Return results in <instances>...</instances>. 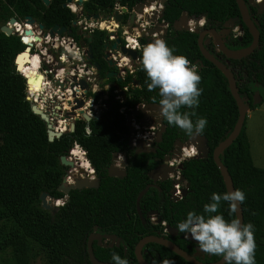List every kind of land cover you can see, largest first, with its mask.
I'll return each instance as SVG.
<instances>
[{
    "label": "trees",
    "instance_id": "16d2710c",
    "mask_svg": "<svg viewBox=\"0 0 264 264\" xmlns=\"http://www.w3.org/2000/svg\"><path fill=\"white\" fill-rule=\"evenodd\" d=\"M140 1L82 0L80 5L82 13H97L107 17L112 14L115 6H125L129 10ZM244 2L258 31L257 47L238 59L226 58L214 48L209 39L204 42V47L229 68L239 96L245 107L251 110L260 104L251 102L254 90H258L261 101L264 99V8L258 11L255 4L247 0ZM64 3L66 0H49L47 5L40 0H0V25L5 24L10 17L19 21L30 16L45 29L54 24L64 26L77 39L78 35L72 26L77 16ZM182 11L190 19L203 17L201 28L212 27L216 31L226 19L237 16L236 23L241 27V34L239 37L223 36L224 45L228 49H238L246 47L251 41L250 34L240 20L235 0L165 1L161 11V19L167 23L163 40L174 49V55L185 56L191 64L201 63L196 69L201 77L199 105L194 109L182 107L181 111H194L196 115L191 117L193 122L198 118L207 120L200 134L205 138L207 153L204 157H191L180 162L179 173L186 183L185 193L180 199L169 198L167 191L171 187L170 181L159 182V189L147 188L138 201L143 223L135 208L138 191L151 182L148 173L161 163L164 155L172 151L174 142H184L189 136L160 118L164 130L159 140L151 143L153 151L135 153L130 147L126 115L137 103L159 105L161 99L158 89L148 90L147 76L140 63L134 65L132 73L125 72L120 80L110 78L116 86L110 85L104 100L106 107L98 117H91L88 121L76 120L72 131L63 132L48 141L46 125L30 110V101L25 98L24 80L15 68L14 57L24 45L17 35H5L0 31V253L8 252L11 264H32L37 258L41 264H92L86 251V239L92 226H96V232L101 235L114 236L110 245H97L96 240H92L93 256L99 261L115 263L112 260L115 253L126 258L129 264H137L133 247L144 235L163 236L192 254V245L196 241L186 238L187 233L179 232L177 225L186 219L189 211L204 214L203 206L211 202L213 193H226L211 152L231 131L237 118V107L224 75L201 55L196 43L197 32L185 27H172V22ZM158 16L159 13L150 10L152 24H159ZM127 18L128 14H123L121 22L125 23ZM191 23L189 21L188 25ZM105 35V31L95 30L88 42L91 58L87 62L100 65L97 71L99 78L104 76L107 69L103 67L101 58ZM26 40L24 37V42ZM138 40L141 44L136 52L139 60L142 46L150 41L143 35ZM24 74L27 76L26 88L31 91L38 89L40 76ZM114 89L123 92L121 100L114 98ZM139 117L140 113L137 115ZM244 122L236 137L219 153L218 158L226 168L234 190L240 189L245 193L246 199L240 204L241 223L250 222L254 225L257 244L255 260L256 264H262L264 168L252 162ZM85 126L89 129L88 133L84 130ZM73 143L84 151V157L97 179V186L70 189L65 200L54 207L53 211L43 209L38 199L40 192L44 191L52 198L63 196L57 186L68 166L60 164L59 156H66ZM187 146L192 150L197 147L192 143H187ZM113 152L126 156L123 175L113 176L107 172ZM93 172L88 177H92ZM67 182L72 183V180L68 178ZM58 203L59 200L55 202ZM151 211L155 212L158 222L149 218L148 213ZM214 214L223 215L227 221L235 219L228 202L224 201ZM162 222L177 230L174 238L163 231ZM116 239L118 245L114 243ZM186 244L190 245V249L185 248ZM141 255L147 264H162L165 259L173 264H192L153 242L141 247ZM219 257L205 255L203 261H215Z\"/></svg>",
    "mask_w": 264,
    "mask_h": 264
},
{
    "label": "water",
    "instance_id": "95a60500",
    "mask_svg": "<svg viewBox=\"0 0 264 264\" xmlns=\"http://www.w3.org/2000/svg\"><path fill=\"white\" fill-rule=\"evenodd\" d=\"M40 1L44 5H47L49 2V0H40ZM71 1L72 0H66L67 3L71 2ZM81 1L82 0H78L77 3H80ZM149 1H152V0H145L144 3H148ZM248 2L251 4H254L253 0H248ZM235 3L237 5L240 20L244 24L248 33L251 36V41L246 47H242V48H238V49H228L224 45L223 40L220 38V35H219V33H221L223 36L227 35L228 27L234 25L237 21L236 16H234L233 18L226 19L223 22L222 28L219 31H216L214 28H203L201 30H194L195 32H197L196 43H197V46H198V49H199L201 55L203 56V58L210 61L224 75V77L227 81V86H228L229 92H230L231 96L233 97L235 104H236V107H237V118H236V121H235L231 131L228 133V135L223 140H221L212 149V152H211L212 160H213L214 164L216 165V167H217V169H218V171L222 177L226 192H232V191H234V188L232 186L231 178H230L226 168L220 162L218 156H219V153L226 146H228L231 143V141L238 134L240 128L243 125L247 108L245 107L243 100L241 99V97L239 96V94L237 92L233 74L231 73L229 68L224 63H222L219 59H217L214 55H212L211 53H209L205 49L203 39L205 36L210 38L211 43L214 46V48L217 51H219L222 55H224L226 58H230V59H238V58L244 57V56L248 55L249 53H251L257 47V45H258V31H257V28L255 27V25L253 24V22L251 21V18L249 16L245 2H244V0H235ZM256 6L259 8V10L263 9L264 8V0H262L260 3L256 4ZM142 7H143V3H141V2L133 5L131 11L129 12L128 20H127V30L128 31L130 30V28L133 24L135 13L141 12ZM124 11H125V8L122 7L121 12H124ZM99 17L102 18L103 20L109 18V16H107V17L99 16L97 13L87 15V18H99ZM112 18L114 21L118 22L121 19V13L114 11L112 14ZM25 19L28 22H32V19L30 16H25ZM189 19L190 18L188 17L187 13L185 11H182L180 13L179 17L172 22V27L174 29H179L182 27L187 28ZM15 20L16 19L14 17H10L7 20V23L12 24ZM162 25H164V22L160 23L159 29L162 30L163 34H165L166 28H162ZM39 28H41V25H39ZM0 31L3 32L5 35L13 34L12 30L9 28V26L7 24L0 25ZM63 31H65L64 26H58L57 24H54L53 26L50 27V29L48 30V33H49V35H52L53 33L60 34ZM148 31L153 32L152 29H149ZM28 32H29V30H25V33H28ZM33 38L35 40L39 39L37 36H34ZM89 39H90V34L88 33L87 41H89ZM21 40L24 41V37H21ZM79 40L82 41L83 46L84 45L86 46L87 58H90L91 57L90 46L88 44H85V40H83L82 37H79ZM118 42H119V40L115 39L113 41V43L111 44V47L115 48L116 44ZM119 50L122 54L129 56L132 60L136 59V51L135 50L130 49V48H126L124 46H119ZM107 63L112 64L111 60H107ZM198 65L201 66V63L199 62ZM94 66L96 69L99 68V66L97 64H94ZM114 74H115L114 72H107L105 75V78L107 76H111ZM71 79H72V82H74V83L70 84V88L72 87V84H75V83H77L79 85V88L83 89V91L87 88V83L85 82V80H83V79H77L76 80L75 77H71ZM116 80H119V78L116 77ZM119 94L122 95L123 92L120 90ZM261 99L262 98H261L258 90H254L252 93V100H251L252 104L260 103ZM74 102H75V105L71 106L70 107L71 109L81 106L82 99H75ZM30 110L34 114L38 115L39 118L44 121V123L46 125V137H47L48 141H51L53 138H57L58 136H60L61 132L53 130V127H52L50 121L47 119V116L45 115V113H43L37 107L36 104L30 102ZM145 111H147V112L157 111L158 112L159 111V105L155 104V103H137L135 105V107L130 110V113L128 115H126V117H125V124L128 126L129 131H131V126H130V122H129L130 116L131 115L136 116V115H138V113H143ZM79 113L81 115V118L84 121H88L91 118V116L87 115L82 110H80ZM98 115L99 114H96L93 117H98ZM139 121L142 122L141 119ZM72 127H73L72 124L69 125L68 130L72 131V129H73ZM163 130H164V125L162 123H160V118H159L158 129L155 132V137L153 140L154 142H157L159 140L160 134ZM199 136L202 139V142H201L200 147L197 146L198 153L196 154V158L204 157L207 153V147L205 145V138L202 135H196V137H199ZM193 137H189L187 140H185V142H189ZM182 143L183 142L178 141V140H176L174 142L173 148H174L175 153H178L179 147L182 145ZM133 149H134L135 153L144 152V151H153V146H151V147L146 146L144 141L140 139L135 143V147ZM117 158H118V153L113 152L111 155L112 163L107 168V172L113 176H119V175H123L125 173V170L123 168L117 167L113 164V161H115ZM167 158H168V156H164V159H167ZM59 162H60V164L66 165V166H71L73 164V162L71 160L66 159V157L63 155L59 156ZM177 167L180 168V164ZM168 171H172V167L166 166L164 162H162L159 166H157L154 169V172H156V174L158 172L161 174V177H160L161 180L166 178V174ZM148 176L152 180H157V177L153 174V172H149ZM179 178L183 179L182 175H180ZM64 183H65V179H64V177H62L61 182L57 186V190L62 192L63 194H67L70 189L96 187L97 186V179L94 177V174H93L92 179H88L85 177V178H82L80 180L74 181L73 183H69L66 185ZM149 186H153V184L145 185L140 191H138L136 198H135L136 212H137V215H138V217L142 223L144 221V218L139 211L138 201H139L141 195L147 190V188ZM185 190H186V188L184 187L182 189V195L185 193ZM38 199L40 201V206L43 209H50L51 208L50 202L58 201L57 199H53L51 196H49L44 191L39 193ZM173 200H176V198L173 197ZM148 214L154 215L155 212L151 211ZM234 216H235V219H239L242 222L240 204H238L237 208L235 209ZM155 221L158 222L159 219H156ZM165 229H166V232L169 236H173L176 232L175 228H170L169 226H165ZM95 231H96V226H92V231L88 234L87 239H86V251H87L89 261L92 264H115V263L106 262V261H99V260L94 258L93 252H92V245H91L92 240L96 239L97 244L100 245L101 238L105 237V235H101L99 233H94ZM108 238L111 240V243H112L114 240V236L111 235V236H108ZM148 242H153V243H157L159 245H162V246L168 248L169 250H171L172 252H174L175 254L179 255L184 260L191 262L192 264H223L224 263V260L222 257H219L215 261H211V262L200 261V260L196 259L193 255L188 254L185 250H183L182 248H180L176 244L172 243L168 238H165L163 236H157V235H144L137 240V242L135 243V245L133 247V253H134V257L137 261V264H147L141 255V247L145 243H148ZM114 243H115V245H118V239H116ZM262 264H264V262Z\"/></svg>",
    "mask_w": 264,
    "mask_h": 264
},
{
    "label": "clouds",
    "instance_id": "9594fccd",
    "mask_svg": "<svg viewBox=\"0 0 264 264\" xmlns=\"http://www.w3.org/2000/svg\"><path fill=\"white\" fill-rule=\"evenodd\" d=\"M204 21H201L203 24ZM163 39H155L141 48L139 63L147 76L149 91L158 89L159 118L167 121L169 125L176 126L187 136L193 137L203 133L207 120L198 118L193 122L191 117L196 113L181 111L182 107L194 109L199 105V96L202 89L201 81L196 67L183 55H174ZM195 153H189L194 155ZM246 199L245 193L236 189L223 194L213 193L211 202L203 206L204 214L189 211L186 219L178 223L179 232L190 234L201 251L220 256L224 264H256L255 254L257 244L255 241V228L252 223L242 224L239 219L225 220L218 212L222 201L228 202L232 212L238 204ZM115 264H129L126 258L113 253ZM162 264H173L165 259Z\"/></svg>",
    "mask_w": 264,
    "mask_h": 264
},
{
    "label": "built area",
    "instance_id": "2783aa9c",
    "mask_svg": "<svg viewBox=\"0 0 264 264\" xmlns=\"http://www.w3.org/2000/svg\"><path fill=\"white\" fill-rule=\"evenodd\" d=\"M253 1L258 4L261 0ZM65 6L70 8V10L74 12L73 6L70 3H65ZM114 8L118 7L115 6ZM156 9L158 10V8ZM139 16V14H135V23L139 18H141ZM189 21H191V19ZM20 22L21 21L15 20L12 24H9L7 22H5V24H7L8 26H12L11 30L14 32V34H17V36H20L21 38L23 37L21 35L24 30V26L29 27V25L27 24V22H23L22 24ZM138 25L140 29L144 31L143 22H140ZM163 28H165V26H163ZM187 28L189 30H192L189 25L187 26ZM40 32V30H33L30 33V35H32L33 37L37 36L39 38L38 40H33L34 38L29 37V40L32 39L31 43H33L35 46V49H33L30 54L36 55L47 65V70L41 71L42 80L40 81L38 89H34L33 91H31L26 88L27 76L24 74V71L22 69L18 68L16 61L17 56L21 54V52L16 53L14 57V64L19 75L24 80L25 98L31 103L36 104L37 107L43 113H45L47 119L50 121L53 127V130L60 131L61 133H63L69 131V125L64 124L63 126H61L59 124L60 121H72L74 123V121L82 119L81 115L79 114V109H81L87 115L93 117L96 114H100L101 111L105 109L106 102H94L93 97L90 94L86 95V92H95L96 84L91 82V79L89 78L90 76L88 75L89 71H85L83 73L80 69H75V67L73 66L72 58L77 48L74 46V44H72L73 42L70 36L56 33L49 35L48 32H46V34ZM235 32L238 31L235 30ZM124 33V45L133 50L139 49L141 44L138 38L141 36V33L138 30V27L131 26L129 31L126 28ZM160 33V37L161 39H163L164 34L162 33V31ZM149 34L153 36L152 32ZM125 59L127 62L133 61L135 62V64L139 63V60L137 58L132 60L129 56H126ZM132 70L133 69L129 67L127 72L132 73ZM124 73L125 71H122V76L124 75ZM71 77H75L76 80L83 79L88 84H91V86L83 91V89H80L79 85L75 83L74 86L70 88L67 85L70 83ZM125 88L126 87H123V89ZM114 91L116 93L114 98L121 100L122 95L119 94L120 89L118 91L117 89H114ZM75 99H82V104L79 107L71 109L70 107L75 105ZM119 111H122V109H120ZM146 113L147 112H143L141 118L139 119H137L133 115L130 116L129 122L131 126V131H129V145L131 148H134L135 143L140 139L144 141L146 146H148L154 140L155 131L151 129L152 131L148 132L147 127L142 126V124L145 122V119L148 118L147 116H145ZM157 118L159 119V117ZM140 119L142 122L139 121ZM140 127L141 129H143V131H140ZM84 130L86 133L89 132L87 126L84 127ZM187 143L188 142L185 141L182 143V145L179 147L178 153H175L174 148L172 149L173 155L171 159L167 162L169 166H178L181 161L191 157H196V153L194 155H189V153H192V148L187 147ZM74 148H77L79 151L82 152V154H84V151L76 143H73L72 147L67 152L68 157L71 158V156H73L72 151ZM177 166L175 167V171L178 174L175 175L173 170L170 173V176H172L175 181L173 182L172 187L169 191V197L172 199L173 197H175L176 200L181 198L183 189V186L180 185V183L177 181L180 176L179 168ZM162 224L164 226L163 231L166 232V225L164 222H162ZM185 237L188 239L191 238L190 234H187Z\"/></svg>",
    "mask_w": 264,
    "mask_h": 264
},
{
    "label": "flooded vegetation",
    "instance_id": "af4514ba",
    "mask_svg": "<svg viewBox=\"0 0 264 264\" xmlns=\"http://www.w3.org/2000/svg\"><path fill=\"white\" fill-rule=\"evenodd\" d=\"M72 1H74V3H76V0H72ZM165 1L166 0H152V1H149L148 3H144L145 2V0H142V1H140L141 3H143V7H142V9L144 8V6L145 5H147V4H149V3H152V5L153 6H155L156 8H158V10H157V13H159V16H158V22H159V24L160 23H162V22H164V25H162V28H163V26H165V28H166V25H167V23L165 22V21H163L162 19H161V11H162V9H163V5H164V3H165ZM262 1V0H261ZM260 1V2H261ZM140 2H138V3H140ZM247 2H248V0H247ZM254 2V1H253ZM259 2V3H260ZM67 3V2H66ZM68 3H70V2H68ZM249 3V2H248ZM80 4H81V2H80ZM251 4V3H250ZM254 4L256 5V3L254 2ZM253 4V5H254ZM245 5H246V3H245ZM64 6H65V3H64ZM118 8H114V10H113V12L114 11H117V12H119V13H121V19H122V15L123 14H125V13H127L128 15H129V12L131 11V9H127L125 6H117ZM122 7H124L125 8V11L124 12H121V8ZM146 7V6H145ZM68 8V7H67ZM69 10H70V8H68ZM142 9H141V12H137V13H135V14H139L140 16L139 17H141V19H142V21L141 22H143L144 21V15H143V13H142ZM73 10H74V12L72 11V10H70L71 12H73V13H75L76 14V12H77V9H75V7H73ZM248 10V9H247ZM78 11L82 14V15H84V19H77L76 18V20H74L73 22H72V26L74 27V30H75V33L78 35V38L77 39H75L72 35H70L69 34V30L68 29H66V27H65V31H63V32H61L60 34H64V35H68V36H70V38L72 39V44H74V46L77 48V50L74 52V55H73V66L75 67V69H80L83 73L85 72V71H89V73H88V75L90 76L89 78L91 79V82L92 83H94L95 84V82L96 81H99L100 83H109L108 84V86H110V85H114V86H116V84H115V82L112 80V79H110V78H114L115 80H116V77H118L119 78V80L123 77L122 76V71L123 70H120V68H122L123 66H126L127 67V65H128V62L126 61V59H125V57L127 56V55H125V54H122L121 52H120V50H119V46H124V47H126L124 44H125V40H124V37H125V33H124V31L126 30V28H127V21L125 22V23H122L121 22V19L117 22V21H114L113 20V18H112V14H113V12H112V14L111 15H109V18H107V19H105V20H103L102 18V20L103 21H105L106 22V24L108 25V27H106L107 25H101L100 24V20H98V18H87V15L88 14H90V13H88V14H85V13H82V11H81V5L78 7ZM258 11H260L259 9H258ZM99 15V14H98ZM99 16H101V15H99ZM103 17V16H102ZM237 17V16H236ZM100 18V17H99ZM233 18V17H232ZM32 19V22H34L35 24H36V29L37 30H40L41 32L40 33H42V31H43V34H46V32H48V30L50 29V28H48V29H45V28H43V26H42V24H40V23H38L37 21H35V19H33V18H31ZM197 19H199L198 20V24H199V28H200V30L201 29H203V28H201L202 27V25L203 24H201V21H204V18L203 17H199V18H197ZM23 20H26L25 19V17L22 19V20H19V21H23ZM127 20H128V18H127ZM190 20V19H189ZM193 20H196V19H193ZM135 21V16H134V20H133V24L135 23L134 22ZM109 22V23H108ZM112 23V24H111ZM110 24V25H109ZM132 24V25H133ZM223 24V23H222ZM34 25V24H33ZM39 25H41V28H39ZM235 26L233 27V28H230V26L228 27V33H227V36H230V37H239L240 36V34H241V27H240V25L239 24H237V23H235L234 24ZM236 25H237V27H236ZM32 27H34V26H29V27H26V26H24V30H23V32H22V35L21 36H23V37H32V35H30V33L33 31L32 30ZM34 27V28H35ZM112 27V28H111ZM118 28H120V30L118 29ZM156 28V27H155ZM209 28H212V27H209ZM221 28H222V26H221ZM220 28V29H221ZM236 28V29H235ZM29 30V32L28 33H25V30ZM36 29H34V30H36ZM219 29V30H220ZM95 30H102V31H105V33H106V35H105V41H104V43H103V53H102V56H101V58H102V61L104 62V65H103V67L104 68H107L106 69V72H105V74H104V76L102 77V78H99L98 77V74H97V71H99V69H100V65H98L97 63H95V62H93V63H88L87 62V60H89L90 58H87V49H86V46L84 45H82V41H80L79 40V37H82V39L83 40H85V44H88L89 45V41H90V39H89V41H87V35H88V33L90 34V38H91V34H92V32L93 31H95ZM218 30V31H219ZM235 30H237L238 32L236 33V34H231V32H235ZM154 31H156V30H154ZM13 32V31H12ZM151 33V32H150ZM14 34V33H13ZM225 36V35H224ZM19 38H20V36H18ZM205 37H207V36H205ZM27 39V38H26ZM115 39H118L119 40V42L116 44V47L115 48H112L111 47V44L113 43V41L115 40ZM160 39H161V37H160ZM20 40H21V38H20ZM31 40L32 39H30L29 41H27V42H29V43H27V42H24V41H22L21 40V42H22V44L24 45L23 46V48L21 49V51H19V52H23V51H27L28 53H31L32 51H33V49H35V46H34V44L33 43H31ZM209 40H210V38H209ZM208 41V40H207ZM90 46V45H89ZM126 48H128V47H126ZM138 50V49H137ZM137 50H135L136 52H137ZM90 51H91V48H90ZM136 58H137V56H136ZM107 60H111V62H112V64H108L107 63ZM198 63L199 62H195V63H193L192 65H194L195 67H196V69L198 68V67H200L199 65H198ZM94 64H97L98 66H99V68L98 69H96L95 68V66H94ZM88 67H87V66ZM44 67H47V65H45ZM107 72H114L115 74L114 75H111V76H107L106 78H105V75H106V73ZM87 74V73H86ZM76 79V78H75ZM117 81V80H116ZM86 82V81H85ZM71 83H74V82H72V79L70 80V83L67 85V86H69L70 87V84ZM87 83V82H86ZM72 86H74V84H72ZM91 86V84H88L87 83V88L88 87H90ZM86 88V89H87ZM85 89V90H86ZM81 109H79V111H80ZM80 114V113H79ZM141 116H142V113H140V117L139 118H141ZM136 118H137V115L135 116ZM139 118H137V119H139ZM154 118V117H153ZM145 123V122H144ZM148 128V127H147ZM157 129H158V127H157ZM153 142V141H152ZM151 142V143H152ZM151 143L148 145V147H151L152 145H151ZM145 152V151H144ZM172 151L169 153V154H166V155H164V156H168V158L167 159H164V157H163V159H162V161H161V163L162 162H164L165 163V165L166 166H169L168 164H167V162L171 159V157H172ZM118 158H121V168H123L124 169V163H125V159H126V156L123 154V153H119L118 154ZM161 163H159L157 166H159ZM120 164V163H119ZM174 165V164H173ZM156 166V167H157ZM155 167V168H156ZM172 167V166H171ZM91 168V167H90ZM154 168V169H155ZM172 168H175V166L174 167H172ZM92 169V168H91ZM154 169H152L150 172H153V174L157 177V180H152L149 176V178H150V180H151V182L149 183V184H153V186H149V187H154V188H157V189H159V186H158V183L159 182H161V181H170L171 182V187H172V184H173V182L175 181V179L172 177V176H170V173H171V171H168L167 172V174H166V178L165 179H163V180H161L160 179V177H161V174L158 172L157 174H156V172H154ZM86 171V170H85ZM92 172H93V170H92ZM86 174V173H85ZM93 174H94V172H93ZM63 177H64V179H65V182H67V180H68V178H69V176H67L66 175V173L63 175ZM87 177H88V174H87ZM86 177V178H87ZM94 177H95V175H94ZM85 178V177H84ZM89 178H91V177H88V179ZM92 178H93V175H92ZM91 178V179H92ZM80 179H82V178H80ZM79 179V180H80ZM69 184V183H68ZM148 185V184H147ZM171 187L168 189V191H167V194H168V196H169V191H170V189H171ZM66 195L67 194H63V196L61 197V198H53V199H57V200H59V199H62L60 202L62 203L64 200H65V198H66ZM170 198V197H169ZM170 199H172V198H170ZM173 200V199H172ZM56 202V201H55ZM149 215V214H148ZM149 216H151V215H149ZM152 216H154V215H152ZM155 217V216H154ZM156 220V219H155ZM94 233H99V232H94ZM100 234V233H99ZM176 234H177V230H176V232H175V234L173 235V236H170V237H172V238H174L175 236H176ZM94 240H96V239H94ZM102 240H103V238H101V240H100V245H104V244H106V243H108V245L110 244V242H103L102 243ZM110 240V239H109ZM111 241V240H110ZM96 243H97V240H96ZM195 244L194 245H192V254L191 255H193L196 259H198V260H200V261H203V259L205 258V255L207 256V257H209L210 256V254H206V253H204V252H202L201 251V249H200V247H199V245H198V243L197 242H194ZM98 245V244H97ZM185 248L186 249H190V245L189 244H186L185 245ZM204 262V261H203ZM208 262H211V261H208Z\"/></svg>",
    "mask_w": 264,
    "mask_h": 264
},
{
    "label": "rangeland",
    "instance_id": "374dc122",
    "mask_svg": "<svg viewBox=\"0 0 264 264\" xmlns=\"http://www.w3.org/2000/svg\"><path fill=\"white\" fill-rule=\"evenodd\" d=\"M77 2H78V0L76 1V3H74V1H71L70 4L73 7H75V9H77V12H76L77 19H84V15H82L78 11V7L80 6V3H77ZM150 10L157 12L156 7L153 6V5L148 7V12H142L143 15H144V21H143L144 31H142V29H140V27L138 25L142 21L141 18H139L137 20V22L134 23L132 26L133 27H138V30L140 31L141 35L145 36L147 40L154 41L155 39H157L158 37L161 36L160 32L162 30L154 31L155 33L158 34L157 36H156V34H155V36H152V35L149 34L150 32H148V30L150 28H155L157 25H159V24H152L150 22ZM98 20L103 21L101 18H98ZM198 20L199 19H196V20L191 19L192 23L189 25V27L192 30H200L199 24H198L199 23ZM23 22H27V24L29 26H34V27L36 26V24L34 22H28L27 20H25V21L23 20L20 23L22 24ZM234 26L235 25H232V26H230V28H233ZM34 27H32L33 28L32 30L36 29V27L35 28ZM236 27H237V25H236ZM118 29L120 30V28H118ZM42 33H43V31H42ZM236 33L237 32H231V34H236ZM15 35H17V34H15ZM219 35H220V38L223 40V35L221 33H219ZM25 38H27V37H25ZM208 39H209L208 37H205L204 42H207ZM128 65H127V67L123 66L122 68H120V70H123V71L127 72L129 67L131 69H133L134 65H135V62L130 61V62H128ZM43 68H44V66H43ZM29 69L31 70V68H29ZM42 70L40 69V70H38V72L33 71V74H38L40 76V78H41V71ZM95 84H96L95 92H93V93L86 92V95L90 94L93 97L94 102H102V101H104V99L107 96L108 89L110 87V86H108L109 83H100L99 81H96ZM118 90L119 89H117V91ZM112 92L115 93L114 90H112ZM94 95H96V97ZM145 112H147V111H145ZM147 113L145 114V116H147L148 118L145 119V123H143L142 126L143 127H148L147 128L148 132H151L152 131L151 129H153L156 132L157 131V127H158V123L157 122H159V119L157 118L158 117V115H157L158 112L154 111V112H147ZM54 124H55V122H54ZM66 124H68V125L72 124L73 125L74 123L71 121V122H66L65 125ZM244 127H245V132H246L248 140H249V147H250V154H251L252 162H253V164L255 166L264 168V99L255 108H253L251 110L246 109ZM140 131H143V129H141V127H140ZM194 153H196V154L198 153L197 147H195ZM82 155L84 156V154H82ZM66 159L71 160L73 162V164L71 166H68V168L66 170V175L69 176V178L72 180V183L74 181L79 180L80 178L86 177L85 176L86 175L85 174L86 171H85V169H83L79 165L80 162L77 163V160H75V159L72 160L70 157H68V154L66 155ZM121 161H122L121 158H117L115 161H113V164L115 166H117V167H121ZM172 170L174 171L175 175L178 174L175 171V168H172ZM91 178H89V179H91ZM177 181L183 187L186 185L184 179H180L179 178ZM64 184L66 185V184H68V182H65ZM62 199H59V200L61 201ZM50 204H51V208L49 210L53 211L54 207H56L57 205L61 204V202L58 203V204H55V202H50ZM149 218L152 221H155V217L154 216L151 215V216H149ZM190 239L192 241H195L192 238H190ZM103 242H111V241L109 240V238L107 236V237H103L102 243ZM0 264H11L8 252L0 253ZM32 264H41V261H40V259L37 258V259H35L33 261Z\"/></svg>",
    "mask_w": 264,
    "mask_h": 264
},
{
    "label": "bare ground",
    "instance_id": "6f19581e",
    "mask_svg": "<svg viewBox=\"0 0 264 264\" xmlns=\"http://www.w3.org/2000/svg\"><path fill=\"white\" fill-rule=\"evenodd\" d=\"M146 6V7H145ZM144 6V8L142 9V12H148V7L149 6H152V3H149V4H147V5H145ZM109 23V22H108ZM100 24L101 25H107L106 24V22L105 21H100ZM112 24V23H111ZM110 25V24H109ZM144 26V25H143ZM159 26H160V24L159 25H157L156 26V28H150V29H152L153 30V36H155V34H156V36L158 35L157 33H155L154 32V30H160L159 29ZM106 27H108V25L106 26ZM112 28V27H111ZM33 29V28H32ZM28 30V29H27ZM32 38H33V36H32ZM159 39H160V37H158ZM33 40H35V39H33ZM27 41H29V38L27 37V40H26V42ZM27 43H29V42H27ZM16 61H17V66H18V68H20V69H22L24 72H26V73H28V74H33V71H35V72H38V70H47V67H44L43 68V66H45L46 65V63L44 62V61H42V60H40V58L39 57H37L36 55H33V54H30V53H28L27 51H24V52H21V54H19L18 56H17V59H16ZM31 68V70L29 69V68ZM42 70V71H43ZM42 80V77L39 79V81H38V83H39V85H40V81ZM66 122H63V121H60L59 122V124L61 125V126H63L64 124H65ZM64 129V128H63ZM196 139H197V141H196ZM201 142H202V139L200 138V136L199 137H196V136H194L188 143H192V144H194V145H196V146H198V147H200L201 146ZM188 147V146H187ZM194 150H192V152H193ZM72 157H71V159L73 160V159H75V160H77V163L78 162H80V166L83 168V169H85L86 170V176H87V174H88V176L91 174V172H92V169L90 168V166H89V164H88V162H87V160L84 158V156L82 155V152L81 151H79L77 148H74L73 149V151H72ZM78 165V166H79Z\"/></svg>",
    "mask_w": 264,
    "mask_h": 264
},
{
    "label": "crops",
    "instance_id": "0c3cea01",
    "mask_svg": "<svg viewBox=\"0 0 264 264\" xmlns=\"http://www.w3.org/2000/svg\"><path fill=\"white\" fill-rule=\"evenodd\" d=\"M245 116H246V114H245ZM245 128V127H244ZM247 135V134H246Z\"/></svg>",
    "mask_w": 264,
    "mask_h": 264
}]
</instances>
